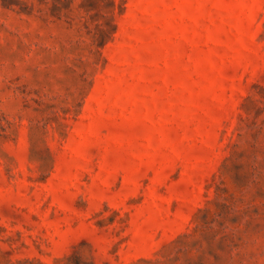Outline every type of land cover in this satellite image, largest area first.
Instances as JSON below:
<instances>
[{"label": "rangeland", "instance_id": "1", "mask_svg": "<svg viewBox=\"0 0 264 264\" xmlns=\"http://www.w3.org/2000/svg\"><path fill=\"white\" fill-rule=\"evenodd\" d=\"M0 264H264V0H0Z\"/></svg>", "mask_w": 264, "mask_h": 264}]
</instances>
